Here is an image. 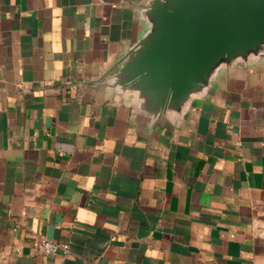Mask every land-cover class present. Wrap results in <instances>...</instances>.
I'll list each match as a JSON object with an SVG mask.
<instances>
[{"label":"crops","instance_id":"0c3cea01","mask_svg":"<svg viewBox=\"0 0 264 264\" xmlns=\"http://www.w3.org/2000/svg\"><path fill=\"white\" fill-rule=\"evenodd\" d=\"M153 2L0 0V264H264V45L160 107Z\"/></svg>","mask_w":264,"mask_h":264},{"label":"water","instance_id":"95a60500","mask_svg":"<svg viewBox=\"0 0 264 264\" xmlns=\"http://www.w3.org/2000/svg\"><path fill=\"white\" fill-rule=\"evenodd\" d=\"M150 13L153 29L109 83L139 86L163 108L264 45V0H154Z\"/></svg>","mask_w":264,"mask_h":264},{"label":"built area","instance_id":"2783aa9c","mask_svg":"<svg viewBox=\"0 0 264 264\" xmlns=\"http://www.w3.org/2000/svg\"><path fill=\"white\" fill-rule=\"evenodd\" d=\"M26 90L29 91V89ZM34 236L39 239V245L41 249L46 253H56L58 251L68 253L70 250V244L67 242L56 241L41 233H35Z\"/></svg>","mask_w":264,"mask_h":264},{"label":"rangeland","instance_id":"374dc122","mask_svg":"<svg viewBox=\"0 0 264 264\" xmlns=\"http://www.w3.org/2000/svg\"><path fill=\"white\" fill-rule=\"evenodd\" d=\"M240 56H243V55H240ZM247 56V55H246ZM224 61H228V60H222V61H220L218 64H220L221 62H224Z\"/></svg>","mask_w":264,"mask_h":264}]
</instances>
